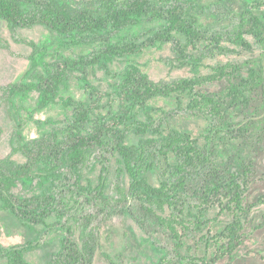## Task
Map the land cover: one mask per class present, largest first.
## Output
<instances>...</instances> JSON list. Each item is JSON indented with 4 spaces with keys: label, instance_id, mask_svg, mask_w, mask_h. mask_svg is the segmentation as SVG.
<instances>
[{
    "label": "trees",
    "instance_id": "obj_1",
    "mask_svg": "<svg viewBox=\"0 0 264 264\" xmlns=\"http://www.w3.org/2000/svg\"><path fill=\"white\" fill-rule=\"evenodd\" d=\"M241 2L243 7L235 20L222 28H209L180 0L165 4L155 0H0V20L13 34L20 28L43 26L66 48L102 45L93 55L79 60L59 55L51 61L46 44L32 43L24 81L2 89L9 101L25 102L38 93L36 112L56 104L73 111L63 128L26 142L20 124L18 139L12 141L13 156L0 159V211L10 213L31 230L54 227L61 234L60 249L47 264H92L101 224L119 212L134 217L141 227L151 222L165 231L174 242L180 264H211L208 257L199 258L187 246L184 240L190 239L189 234L201 233L200 241L216 248V260L232 256L244 244L245 225L253 208L247 202L250 167L238 160L218 162L211 158L207 144L200 146L189 133L166 130L155 117L161 110L149 104L157 98L188 94L189 109L208 119L210 135L217 129L216 136L223 134L222 138L234 145L241 140L237 134L258 133L259 128L261 133L264 116L239 128L240 124L227 123L232 111L245 113L255 98L264 97V2L257 0L251 6ZM146 22L157 25L148 43L138 44L137 37L121 34ZM176 35L185 38V46ZM158 43L172 44L181 65H191L194 76L158 84L139 66L129 63L122 72L111 75L115 79L112 94H103L88 80L90 68L107 70L115 59L139 56ZM199 44H205L209 57L227 53L225 44L248 51L257 46L262 49L257 58L260 68L250 69L248 78L241 76L243 66L230 64L201 76L202 57L186 52ZM74 72L83 75L86 102L61 96ZM227 77L239 81L212 94L198 91ZM107 97L118 101L117 110L111 107L112 101L108 106L103 104ZM130 134L139 137L138 144H128ZM19 153L24 163L14 159ZM108 155L117 158L113 185L106 175ZM93 158L103 163L96 185L86 178ZM158 169L163 177L155 186L148 174ZM17 188L28 190L30 195L16 194ZM130 203L136 204L143 218L131 214ZM260 203L264 204V199ZM217 208L230 221L211 237V228L221 223L209 217ZM209 225L212 227L206 233ZM38 246L29 242L0 248V264H28L26 255ZM169 261L166 253L160 264Z\"/></svg>",
    "mask_w": 264,
    "mask_h": 264
},
{
    "label": "rangeland",
    "instance_id": "obj_2",
    "mask_svg": "<svg viewBox=\"0 0 264 264\" xmlns=\"http://www.w3.org/2000/svg\"><path fill=\"white\" fill-rule=\"evenodd\" d=\"M76 3H94L99 0H70ZM157 3L165 4L172 0H155ZM188 8L190 14L196 18L201 25L209 28H222L235 20L240 14L243 3L241 0H180ZM250 6L257 0H245ZM264 2V0H260ZM156 24L146 22L145 24L126 30L122 35H132L137 37L138 44L148 43L156 30ZM178 40L185 46V38L176 35ZM251 42L254 40L250 39ZM46 44L50 49L51 61L56 60L59 55L79 60L91 56L99 50L102 45H84L81 47H64L56 34L51 33L43 26L33 28L18 29L15 34L5 21L0 20V159L13 156L12 141L18 139L17 133L20 131L18 126L21 124L23 141L37 139L51 132L55 128H63L72 117L71 108H65L62 104H56L43 111H35L38 93L34 92L31 97L22 102L20 99L9 101L2 92V89L12 83L23 82L24 74L28 71L29 57L33 49L31 44ZM157 47H148L139 56L130 59L117 58L104 70L100 67L90 68L88 80L97 87L103 94H112V83L115 79L111 76L120 73L126 65L134 63L146 73L155 83H169L194 76L191 65H181L179 55L172 44L158 43ZM229 51L225 54L206 56L205 44H199L197 49L188 47L186 52L195 58H201L200 75H212L216 68L224 65L243 66L241 76L249 77L250 69H259L260 64L257 58L261 55L262 49L255 46L252 50H243L225 44ZM248 62V63H247ZM83 75L78 72L70 74L68 87L61 92L64 99L72 98L76 101L86 102L88 97L84 93L81 83ZM238 79L227 77L212 83L205 84L198 91L205 94H212L226 89L231 82H238ZM112 101L114 109H118V101L107 97L103 104L108 106ZM190 96L188 94L174 96L171 98H157L149 104L161 112L156 113L158 121L164 123L166 130L173 129L184 133H189L200 146L207 144L209 154L218 162H229L238 160L250 167L247 185L248 204H252V212L245 225V242L232 256H226L216 260V248L208 247L205 241H200L201 233L189 234L190 239L185 238L187 246L195 251L199 258L205 256L209 258L211 264H264V204L260 200L264 199V124L261 125V133L258 130L250 131L246 135L237 134L241 140L230 145L224 140L223 134H209L212 129L205 116L189 109ZM105 112V111H103ZM264 116V97H257L249 110L245 113L232 111L231 120L227 123L242 124L254 119L255 121ZM217 126V125H215ZM217 128V127H216ZM237 128V129H238ZM223 130V129H222ZM260 134V135H259ZM262 136V137H260ZM139 137L130 134L129 145H136ZM211 155V154H210ZM108 155L107 157H110ZM108 171L106 172L108 183L116 182V171L118 169L117 158L110 157ZM19 163H24L25 158L21 153L14 156ZM173 161V159L171 160ZM166 163V162H164ZM164 163L162 167H164ZM103 163L93 160L89 169L86 171V178L90 179L95 185L99 183L102 173ZM162 171L158 169L148 174L149 181L158 186L162 180ZM128 182V179L125 180ZM16 194L30 195L28 190L21 188L14 189ZM135 203V202H133ZM130 203L128 208H132L131 214H136L143 218L142 212ZM219 208L213 209L210 214L211 220L219 221L220 225H209L206 229L208 233L211 228L210 236L229 223V217L221 215ZM49 224H54L50 221ZM216 228V229H215ZM80 235L77 232L76 237ZM195 237V239H194ZM99 247L95 254L92 264H160L164 254H168L167 264H180L177 251L173 240L167 233L157 225L147 222L141 227L134 217L117 213L113 218L101 224L98 235ZM61 234L54 227L38 226L35 230L23 225L17 218L10 213L0 211V248H11L22 246L26 243L39 245L35 250L26 255L28 264H47L52 256L60 249ZM191 252V251H189ZM193 254V253H186ZM214 261V262H213ZM4 264H6L4 262ZM201 264V263H200Z\"/></svg>",
    "mask_w": 264,
    "mask_h": 264
}]
</instances>
